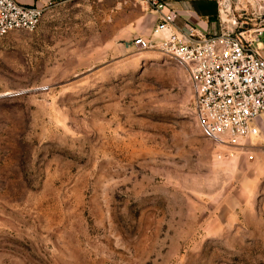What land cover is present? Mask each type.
Masks as SVG:
<instances>
[{"label": "rangeland", "instance_id": "374dc122", "mask_svg": "<svg viewBox=\"0 0 264 264\" xmlns=\"http://www.w3.org/2000/svg\"><path fill=\"white\" fill-rule=\"evenodd\" d=\"M150 14L64 0L0 40V264H264V117L205 138L184 68L130 46Z\"/></svg>", "mask_w": 264, "mask_h": 264}, {"label": "built area", "instance_id": "2783aa9c", "mask_svg": "<svg viewBox=\"0 0 264 264\" xmlns=\"http://www.w3.org/2000/svg\"><path fill=\"white\" fill-rule=\"evenodd\" d=\"M216 4L218 34L199 37L175 27L176 12L160 0H142L159 23L152 32L158 42L137 37L130 46L134 52L157 51L184 68L193 93V112L202 135L222 146L236 147L257 134L264 117V57L257 42L264 26L252 32H239L248 17L264 22V0H209ZM52 3L22 5L16 0H0V40L14 32H33ZM220 159V156H217Z\"/></svg>", "mask_w": 264, "mask_h": 264}, {"label": "crops", "instance_id": "0c3cea01", "mask_svg": "<svg viewBox=\"0 0 264 264\" xmlns=\"http://www.w3.org/2000/svg\"><path fill=\"white\" fill-rule=\"evenodd\" d=\"M22 5H37L42 6L44 4L55 3L64 0H16ZM167 10L176 12L175 27L170 28L168 34L171 36H177L178 29L183 32L188 30L194 32L199 37H207L218 34L222 31L217 20V8L216 4L209 0H160ZM142 4H144L142 2ZM142 9H146L143 8ZM147 11V10H146ZM153 27V32L156 25L159 23L158 18L150 14ZM264 26V22L257 21L255 18L248 17L246 21L241 22L240 27L237 31L239 32H252L255 28ZM150 33V34H151ZM137 35H140L139 33ZM138 37V36H137ZM141 37V36H139ZM153 42H158L160 39H151ZM257 48L262 57H264V35L257 42ZM263 118L260 120V122Z\"/></svg>", "mask_w": 264, "mask_h": 264}, {"label": "water", "instance_id": "95a60500", "mask_svg": "<svg viewBox=\"0 0 264 264\" xmlns=\"http://www.w3.org/2000/svg\"><path fill=\"white\" fill-rule=\"evenodd\" d=\"M230 2L233 5H237V3L239 2V0H230ZM228 4H229V0H225V5H228ZM262 19H264V16L262 17Z\"/></svg>", "mask_w": 264, "mask_h": 264}]
</instances>
